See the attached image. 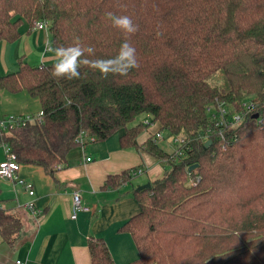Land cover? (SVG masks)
I'll list each match as a JSON object with an SVG mask.
<instances>
[{"label":"trees","instance_id":"obj_1","mask_svg":"<svg viewBox=\"0 0 264 264\" xmlns=\"http://www.w3.org/2000/svg\"><path fill=\"white\" fill-rule=\"evenodd\" d=\"M108 12L131 17L138 31L126 36ZM25 20L47 24L56 53L77 38L91 46L89 60L115 58L128 39L139 67L105 77L82 65L69 80L52 75L59 58L21 59L0 76V91H27L43 114L0 130V145L20 164L54 173L80 136L87 145L124 129L123 148L166 162L162 177L134 191L141 209L120 230L133 236L139 258L127 264H264V0H0V44L16 42ZM249 99L256 105L238 123L216 125L219 103L240 110ZM143 113L148 123L129 125ZM164 131L186 139L179 155L159 144ZM137 168L109 176L105 187L129 182ZM21 227L0 207L5 241ZM88 247L90 264H116L103 238L91 237Z\"/></svg>","mask_w":264,"mask_h":264},{"label":"crops","instance_id":"obj_2","mask_svg":"<svg viewBox=\"0 0 264 264\" xmlns=\"http://www.w3.org/2000/svg\"><path fill=\"white\" fill-rule=\"evenodd\" d=\"M21 30L16 42L0 44V76L16 71L21 59L31 64H49L58 59L50 48L48 30L38 29L36 24L28 22H23ZM41 110L40 99L27 91H0V120L10 115H38ZM156 129L159 125L153 124L151 130ZM123 133L121 129L110 138L89 143L85 148L79 144L68 153L66 164L54 173L39 165L20 164L17 175L32 183L33 195L25 185L1 178L0 207L18 216L22 227L12 244L0 234V264H15L17 259L26 264H90L88 241L91 237L106 241L116 264H127L139 258L133 236L120 228L141 209L134 191L162 177L166 162L144 148H123L120 142ZM147 137L148 132L142 133L139 143H144ZM3 148L5 158L0 163L6 159V148ZM87 157L92 160L87 161ZM134 167H142L144 172L119 187H105L109 176ZM76 189L81 191L84 203L91 209L79 212L73 219V191ZM28 202H33L43 213L35 216L25 208Z\"/></svg>","mask_w":264,"mask_h":264},{"label":"built area","instance_id":"obj_3","mask_svg":"<svg viewBox=\"0 0 264 264\" xmlns=\"http://www.w3.org/2000/svg\"><path fill=\"white\" fill-rule=\"evenodd\" d=\"M36 27L38 29H46L47 24L45 22H37ZM256 105V100H247L241 104V109L238 110L237 108H230L224 102L219 103L217 114L214 115L216 120V125L220 126H227V125H234L238 123L246 113L251 112ZM43 111L39 112V116H42ZM33 116L31 114L28 115H10L2 120H0V130H9L14 127H18L20 124H25L26 121L32 120ZM146 123L149 121L146 120ZM153 125V124H152ZM157 138H163L162 132L157 134ZM80 144L85 148L86 144L84 141L83 136L79 138ZM173 142L176 144L175 154L179 155L181 146L186 143V139L182 136H175L173 137ZM6 148V159L0 163V178L7 179L13 182H19L22 185H25L27 191L30 195H33L34 189L31 182H27L25 179L20 178L17 175V172L20 169V163L15 159V156L10 152V149L7 145L2 144ZM91 157H87V161H91ZM144 172V168L139 167L133 170L134 175L142 174ZM26 209L30 210L35 216H40L43 213V210L37 208L33 202H28L25 206ZM91 208L84 203L83 196L81 191L76 189L73 191V211L71 217L76 219L79 212L87 211ZM15 264H26V261L22 259H17Z\"/></svg>","mask_w":264,"mask_h":264},{"label":"clouds","instance_id":"obj_4","mask_svg":"<svg viewBox=\"0 0 264 264\" xmlns=\"http://www.w3.org/2000/svg\"><path fill=\"white\" fill-rule=\"evenodd\" d=\"M106 16L112 21L113 27L120 29L128 37L138 31V25L134 24L131 17L127 15L117 16L112 12H108ZM85 53L94 55V49L91 46L82 47L78 38L73 45L57 49L59 59L54 66L52 75L56 78L78 79L80 78L79 68L82 65L99 70L105 77L109 74L126 75L131 69L139 67L136 49L128 39H125L121 44L118 55L113 59L89 60L86 58Z\"/></svg>","mask_w":264,"mask_h":264},{"label":"rangeland","instance_id":"obj_5","mask_svg":"<svg viewBox=\"0 0 264 264\" xmlns=\"http://www.w3.org/2000/svg\"><path fill=\"white\" fill-rule=\"evenodd\" d=\"M25 24H27V21H24ZM22 31V30H21ZM51 38V35H50ZM219 82V80H218ZM221 84H222V80H220ZM213 111H216V108H212ZM148 119V115L146 113H143L141 115H139V117L136 118V120H134L131 124L129 125H135L139 122H145ZM163 138L158 139L159 144L167 151L173 152V150H175V143L173 142V137L171 136V134L168 131H164L162 132ZM5 158V151L3 146L0 145V160H3ZM2 179L0 178V181Z\"/></svg>","mask_w":264,"mask_h":264},{"label":"water","instance_id":"obj_6","mask_svg":"<svg viewBox=\"0 0 264 264\" xmlns=\"http://www.w3.org/2000/svg\"><path fill=\"white\" fill-rule=\"evenodd\" d=\"M254 117H255V118H258V117H259V114L256 113V114L254 115ZM211 144H212V140L210 139V140H208V141L206 142L205 145H206V147H209ZM198 167H199V164H198V163H195V164L190 165V166H189V172L194 171V170L197 169ZM150 186H151V182H147L146 184H143V185L139 186L138 189H139V190H143V189H145V188H149Z\"/></svg>","mask_w":264,"mask_h":264}]
</instances>
